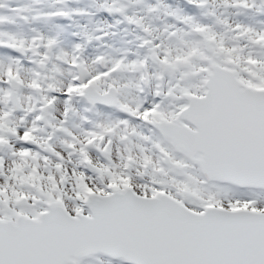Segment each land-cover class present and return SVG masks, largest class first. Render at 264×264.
<instances>
[{
    "label": "snow or ice",
    "instance_id": "1",
    "mask_svg": "<svg viewBox=\"0 0 264 264\" xmlns=\"http://www.w3.org/2000/svg\"><path fill=\"white\" fill-rule=\"evenodd\" d=\"M0 264H264V0H0Z\"/></svg>",
    "mask_w": 264,
    "mask_h": 264
}]
</instances>
